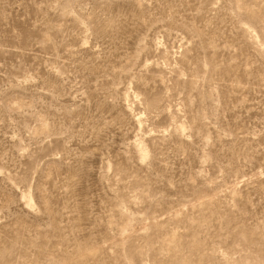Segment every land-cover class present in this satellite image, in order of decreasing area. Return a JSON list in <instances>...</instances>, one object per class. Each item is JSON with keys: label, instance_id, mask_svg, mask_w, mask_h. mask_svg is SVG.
<instances>
[{"label": "rangeland", "instance_id": "1", "mask_svg": "<svg viewBox=\"0 0 264 264\" xmlns=\"http://www.w3.org/2000/svg\"><path fill=\"white\" fill-rule=\"evenodd\" d=\"M0 264H264V0H0Z\"/></svg>", "mask_w": 264, "mask_h": 264}, {"label": "bare ground", "instance_id": "2", "mask_svg": "<svg viewBox=\"0 0 264 264\" xmlns=\"http://www.w3.org/2000/svg\"><path fill=\"white\" fill-rule=\"evenodd\" d=\"M31 201H32V200H31ZM31 201H30V203H32Z\"/></svg>", "mask_w": 264, "mask_h": 264}]
</instances>
